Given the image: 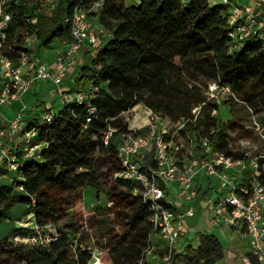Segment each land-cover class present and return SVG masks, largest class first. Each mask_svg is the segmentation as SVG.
<instances>
[{
	"label": "trees",
	"instance_id": "obj_1",
	"mask_svg": "<svg viewBox=\"0 0 264 264\" xmlns=\"http://www.w3.org/2000/svg\"><path fill=\"white\" fill-rule=\"evenodd\" d=\"M95 1L61 0L56 14L48 16L13 0L8 5L13 20L4 54L17 59L26 38L34 34L38 48L70 40L75 8ZM126 1L130 0H105L99 11L101 18L114 23L111 37L91 63L80 68L74 82V89L91 93L89 98L65 104L50 122L38 125L35 141L44 144L40 157L26 158L12 186L0 189V224L14 204L27 202L31 210L26 214L32 213L41 226L54 225L58 238L48 246L0 241V264H87V250H72L73 239L81 238L87 228L102 232L98 245L105 249L108 264L139 262L152 231L151 210L135 193L137 183L116 176L122 170L118 135L108 144L103 140L108 126L127 129L122 114L134 106L145 104L175 124L187 120L182 133L193 134L201 127L206 134L217 124L211 115L217 104L202 107L198 128L188 119L192 108L206 100L198 83L207 86L219 80L256 114L264 111V48L251 37L231 49L223 5L210 0ZM37 121L32 119L29 128ZM214 144L227 155L243 156L232 149L225 128L216 131ZM85 186H106L112 205L104 211L86 207L81 193ZM16 190L24 196H12ZM224 257L216 234L198 232L194 239L181 241L169 264H216ZM251 261L258 264L252 256Z\"/></svg>",
	"mask_w": 264,
	"mask_h": 264
},
{
	"label": "built area",
	"instance_id": "obj_2",
	"mask_svg": "<svg viewBox=\"0 0 264 264\" xmlns=\"http://www.w3.org/2000/svg\"><path fill=\"white\" fill-rule=\"evenodd\" d=\"M12 1L0 0V116L5 105L21 100L36 84L42 87L46 82L56 87L54 93L59 96V109L65 104L82 103L88 99L90 92L64 88L61 84L66 71L79 64L86 45L98 50L104 44L101 36L107 29L97 27L95 16L105 0L75 8L71 17L72 37L65 41L64 50L56 55L53 63L37 55L32 36L26 38L25 48L18 50L17 59L4 54L3 47L13 20L8 10ZM56 3L57 0H45L39 12L50 13ZM210 3L221 4L226 9L231 49H238L251 37L258 39L264 48V0H252L248 5H242L237 0H210ZM205 95L206 100L192 108V117L188 119L197 128L202 107L207 103L217 104L211 111L215 117L224 101H241L229 84L219 80L207 83ZM241 102L249 111L252 122L245 124L244 128L255 129L264 141L263 124L257 119L259 114ZM146 107L143 125L150 126L148 131L144 132L141 125L127 121L126 130L108 126L103 139L108 144L115 134L118 135L117 153L122 170L116 176L137 183L135 193L142 195L151 210L149 220L152 231L137 264H169L181 241L189 240L187 216L195 212L193 206L186 211H181L179 207L184 203L192 205L200 196V191H205V201H210L213 191L217 192L206 220L208 228L242 230L249 242L250 255L258 264H264V154L252 156L242 152L241 157L227 155L214 144L217 124L206 134H202L201 127L193 134L187 130L182 133L187 120L175 124L167 117L156 116L151 108ZM56 112L53 106L47 105L39 112L37 124L31 128L22 110L0 125V156L8 170H18L26 158L40 157L44 144L35 141L38 125L50 122ZM19 137L21 142L17 143ZM170 186L176 188L175 200L170 198ZM17 226L20 230L10 237L14 243L48 246L58 238V231L52 224L41 226L27 219L18 221ZM152 234L167 241L168 249L162 251L156 248L151 242ZM72 250H87L90 253L87 264H108L105 249L95 242L81 239L80 235L73 239ZM250 255L244 258L245 264L252 263ZM148 256L156 258L157 262L151 263Z\"/></svg>",
	"mask_w": 264,
	"mask_h": 264
},
{
	"label": "rangeland",
	"instance_id": "obj_3",
	"mask_svg": "<svg viewBox=\"0 0 264 264\" xmlns=\"http://www.w3.org/2000/svg\"><path fill=\"white\" fill-rule=\"evenodd\" d=\"M21 1L26 5L29 11L37 10L39 12L40 11L39 8L41 7V4L45 0H18V2ZM60 1L61 0H57L55 8L50 13H46L45 11H41V13H45L48 16L55 15L56 14L55 10ZM134 1L137 0L126 1V4L128 5ZM237 1L240 2L242 5H248L252 3V0H237ZM100 21L109 28L114 24L113 22L103 18ZM31 36H32L33 44L34 46H36L35 47L36 51L39 50L38 53H41V55L44 57H46V55L49 54L50 58L54 55V51H55L54 49L49 50V48H46L45 46H41L38 48L37 35L34 34ZM56 45H58V43ZM201 79L202 81H205L203 77H201ZM66 82L67 81H64V77H63L61 86H65ZM69 85L71 86L70 88L74 86L73 79L69 81ZM204 85L205 83L204 84L198 83V86L202 88L205 94L206 86ZM50 95L51 92L49 94L48 92H46L43 94V96L41 95L39 97V95L36 96L35 93L33 105H37V103L43 99L46 102L47 100H49V98L51 100L52 97ZM52 104L54 110L58 111L60 107V102L58 98L52 100ZM30 105H32V103H30ZM146 108L147 107L145 104H138L131 110L123 113L122 118L125 121H128L129 123L141 125V129L144 130V132L148 131L150 126L143 125L145 120L144 116H146L145 115L146 114L145 111L147 110ZM23 113L26 115V120H25L26 123L29 124L31 122V118H30L31 114H33L34 111L26 109ZM259 115L261 116H259L257 119L258 121H260L261 124H263L262 127L264 133V112L260 113ZM250 116L251 115L249 111L246 109L245 105L241 101H237L235 99L226 100L219 106L218 113L215 116L217 117L216 130H221L225 128L226 132L228 133L231 139V147L234 151L236 150L244 153H249L252 156L261 155L264 154V141L260 138L259 132L255 131V129L247 130L244 128L245 124H252V122L250 121ZM177 135L178 134H176V136ZM93 140L96 141L95 138ZM0 166H3L5 170H8V167L6 166L4 159L1 156H0ZM5 170H3L4 173L3 176L0 177V189L3 186H8V187L12 186L11 179L17 176L16 171L13 170L5 171ZM169 190H170V198L175 200L176 192H177L176 188L170 186ZM81 193L83 195V202L85 206L88 208L96 209L97 207H103V211H104L105 206L108 207L109 205H112V203H110L108 188L106 186H101L99 188L93 186H86L85 188L81 189ZM18 195L24 196V193L18 190L12 192V196H18ZM216 198H217V192L213 191L211 194L210 201L209 200L205 201L206 195L204 191L201 192L200 196L198 197V200L194 201L192 205H190L189 203H184L182 206L179 207L181 211H186L189 208V206H193L195 209L194 214L187 216L189 240L194 239L195 235L198 232L210 230L206 224V220L209 216L211 202H213ZM208 204H209V208H208ZM20 208H23L24 212H29L31 210V207L27 202H18L14 204L12 209L9 211L8 218L4 219L3 222L0 224V241H5L13 235L14 230H12L11 228L12 224L14 223L13 218L16 213L20 212L19 211ZM101 217L102 219H106L105 214L103 213L101 214ZM9 222H12L11 225L8 224ZM81 238L89 243L95 242L97 244H99L98 242L99 240L100 241L103 240L102 232L101 231L94 232L93 229L91 228L90 229L87 228L86 234L82 235ZM151 242L156 248L161 249L162 251L168 249L167 241H165L161 236L157 234H152ZM147 258L148 260H150L151 256H148ZM180 264H186V263L181 262Z\"/></svg>",
	"mask_w": 264,
	"mask_h": 264
},
{
	"label": "crops",
	"instance_id": "obj_4",
	"mask_svg": "<svg viewBox=\"0 0 264 264\" xmlns=\"http://www.w3.org/2000/svg\"><path fill=\"white\" fill-rule=\"evenodd\" d=\"M100 20H102V18L100 16V14H97L95 16V23H96L97 27L98 28L104 27L107 29V32L101 36L102 37L101 40H102V44H103L111 37L112 32H111V28L107 27ZM57 43H58V45H56ZM64 43H65V41H55L53 43L52 48H49V50H52V49L55 50L54 55L51 58H50L49 54H47L46 57L42 56L41 53H38L39 50L36 51V53L43 60H45L49 63H53L56 55L59 52H61L62 50H64V48H65ZM97 51L98 50L95 47L86 45L82 54L79 57V64L77 66L70 67L66 71V73L64 75V81H67V82L65 83V86H63L64 88H70L71 87L69 85V81L71 79H73V82H75L76 76L78 75L80 68L85 64L91 63V61L95 57ZM74 86H75V83H74ZM74 86L72 88H74ZM55 90H56V87L51 82H46L45 85L42 87H40L39 84H36L28 93H26L22 97L21 100L13 101V102H11L8 105H5L3 107L2 113L0 116V125L6 123L8 120L13 118L17 112H19L21 110L24 112L26 109L34 111V113L31 114V117H30L31 120L38 118L39 112L43 108H45L47 105L53 106L52 100H55L56 98H58V100H59V96L54 93ZM46 92H48V94L51 92L50 96L52 97V99L50 100V98H49V100H47V102L43 99V100H40L37 103V105H33L34 94L36 93V96L39 95V97H40L41 95L43 96V94ZM59 102H60V100H59ZM30 103H32L33 106L30 105ZM259 116H261V115H259ZM24 117L26 120L25 114H24ZM18 142H21V137H19L17 139V143ZM3 170H5V168L3 166H0V177L3 176V174H4ZM5 171H8V170H5ZM8 174H9V172H8ZM201 180L203 181V178H201ZM203 183H204V181L202 182V184ZM197 200H195V201H197ZM201 204H202V202H201ZM19 211L20 212L16 213L14 215V218H13L14 223L11 226L12 230H14L13 233H15L19 228L17 226L18 221L27 220V219H29L30 221H35L32 213L26 214V212H24L23 208H20ZM11 223L12 222H9L8 224L11 225ZM203 232L216 234L224 246L225 257L223 259H221L220 261H218L216 264H245L244 258L248 257L250 255V247H249L248 239H247V237L244 236L242 230L213 228V229H210L208 231H203ZM223 239L225 242L223 241ZM149 261L151 263H155V262H157V259L151 256Z\"/></svg>",
	"mask_w": 264,
	"mask_h": 264
}]
</instances>
